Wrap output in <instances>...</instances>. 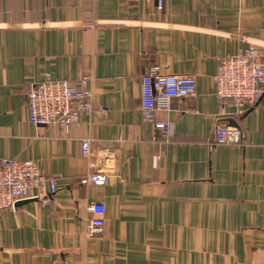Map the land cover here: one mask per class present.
<instances>
[{"label": "crops", "instance_id": "1", "mask_svg": "<svg viewBox=\"0 0 264 264\" xmlns=\"http://www.w3.org/2000/svg\"><path fill=\"white\" fill-rule=\"evenodd\" d=\"M250 43L264 46V0H0V157L34 160L58 185L49 203L3 212L0 264H264V96L220 103L211 80ZM152 65L197 79L154 113L171 135L143 118ZM47 74L92 78L93 108L67 132L29 121L27 92ZM218 125L243 141L212 152ZM97 171L105 183L81 182ZM95 202L101 235L87 230Z\"/></svg>", "mask_w": 264, "mask_h": 264}, {"label": "built area", "instance_id": "2", "mask_svg": "<svg viewBox=\"0 0 264 264\" xmlns=\"http://www.w3.org/2000/svg\"><path fill=\"white\" fill-rule=\"evenodd\" d=\"M140 1V0H137ZM155 1L158 10H162L165 0ZM211 77L215 93L220 103L230 102L238 108L255 106L264 96V46L250 43L232 55L219 59L215 74ZM92 78L82 75L72 83L69 80L53 79L47 74L40 83L32 85L27 92L29 121L36 125H56L67 132L79 121L80 114L93 108ZM197 79L194 75L163 72L152 65L149 72L141 78V110L147 122H153L157 129L166 135L173 132L168 120H155L158 109L169 110L174 99L195 95ZM242 128L218 125L215 129L212 152L219 145L239 144L243 141ZM92 137L81 139V154L92 158ZM95 165V162H91ZM104 172L85 175L83 184H103L108 180ZM55 180L42 172L34 160L0 157V218L6 209H15L20 201L39 200L49 203L57 192ZM92 213L87 230L90 234L101 235L107 225L106 206L95 202L89 205Z\"/></svg>", "mask_w": 264, "mask_h": 264}, {"label": "water", "instance_id": "3", "mask_svg": "<svg viewBox=\"0 0 264 264\" xmlns=\"http://www.w3.org/2000/svg\"><path fill=\"white\" fill-rule=\"evenodd\" d=\"M23 202H26V200H24V201H20L17 205H19V204H21V203H23Z\"/></svg>", "mask_w": 264, "mask_h": 264}]
</instances>
